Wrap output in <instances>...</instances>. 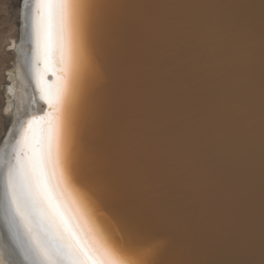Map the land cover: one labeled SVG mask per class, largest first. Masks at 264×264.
<instances>
[{
  "label": "snow or ice",
  "instance_id": "1",
  "mask_svg": "<svg viewBox=\"0 0 264 264\" xmlns=\"http://www.w3.org/2000/svg\"><path fill=\"white\" fill-rule=\"evenodd\" d=\"M146 7L32 0L33 74L47 110L21 129L0 204L24 264H264V231L259 259L212 258L177 239L184 173L207 150L201 66L214 45L206 22ZM260 32L264 83V14Z\"/></svg>",
  "mask_w": 264,
  "mask_h": 264
},
{
  "label": "water",
  "instance_id": "2",
  "mask_svg": "<svg viewBox=\"0 0 264 264\" xmlns=\"http://www.w3.org/2000/svg\"><path fill=\"white\" fill-rule=\"evenodd\" d=\"M139 1V0H138ZM146 14L204 21L215 57L201 70L211 97L207 150L184 173L186 209L178 240L217 259H259L264 231V0H140ZM246 21L242 26L233 22ZM161 78L167 79L162 70Z\"/></svg>",
  "mask_w": 264,
  "mask_h": 264
},
{
  "label": "bare ground",
  "instance_id": "3",
  "mask_svg": "<svg viewBox=\"0 0 264 264\" xmlns=\"http://www.w3.org/2000/svg\"><path fill=\"white\" fill-rule=\"evenodd\" d=\"M139 1L126 0L128 3L141 5ZM31 4L32 0H23L20 38L17 43L12 41L16 53V65L14 71L9 72L11 84L7 87V91L14 101L13 121L0 144V204L3 203L4 173L8 163L14 158V146L19 133L29 118L43 115L47 110V105L40 99L33 74ZM45 79L51 82L53 77L48 74ZM0 264H24L19 248L7 233L2 215H0Z\"/></svg>",
  "mask_w": 264,
  "mask_h": 264
},
{
  "label": "rangeland",
  "instance_id": "4",
  "mask_svg": "<svg viewBox=\"0 0 264 264\" xmlns=\"http://www.w3.org/2000/svg\"><path fill=\"white\" fill-rule=\"evenodd\" d=\"M23 0H0V144L13 121V98L7 91L11 84L9 72L14 71Z\"/></svg>",
  "mask_w": 264,
  "mask_h": 264
}]
</instances>
